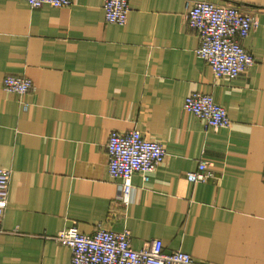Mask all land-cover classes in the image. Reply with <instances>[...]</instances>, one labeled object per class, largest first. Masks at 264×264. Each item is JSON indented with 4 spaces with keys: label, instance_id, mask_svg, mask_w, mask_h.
<instances>
[{
    "label": "crops",
    "instance_id": "crops-1",
    "mask_svg": "<svg viewBox=\"0 0 264 264\" xmlns=\"http://www.w3.org/2000/svg\"><path fill=\"white\" fill-rule=\"evenodd\" d=\"M70 1L0 0V168L11 174L0 264H69V247L46 236L72 225L127 228L133 248L160 238L203 264H264V0H209L257 18L240 40L256 62L234 78L196 54L193 0H128L124 24L105 20L104 0ZM7 74L32 80L26 110ZM192 91L211 94L231 125L207 128L185 110ZM114 129L166 150L147 180L133 173L128 204L107 169ZM201 159L212 176L188 180Z\"/></svg>",
    "mask_w": 264,
    "mask_h": 264
},
{
    "label": "built area",
    "instance_id": "built-area-1",
    "mask_svg": "<svg viewBox=\"0 0 264 264\" xmlns=\"http://www.w3.org/2000/svg\"><path fill=\"white\" fill-rule=\"evenodd\" d=\"M31 7L65 6L70 0H22ZM105 20L124 24L131 9L128 0H104ZM188 26L198 34L196 54L211 68L215 78H234L256 62L255 56L246 51L240 40L247 37L257 25L254 14L245 13L232 3L209 0L186 2L184 14ZM3 88L16 92L22 110L29 103L24 95L34 88L32 80L25 76L7 74L2 80ZM185 110L194 113L205 122V127L230 126L231 120L220 104L209 93L190 92L184 100ZM107 169L111 177L119 178L116 200L128 204L133 197L132 175L140 172L145 180L161 165L166 157L164 144L144 136L138 129L111 130L106 141ZM208 162L199 160L195 170L185 172L188 180L204 182L212 175ZM11 174L0 168V218L8 205ZM70 249L69 264H203L180 249L163 250L160 238H152L140 248L130 244L127 228L114 230L97 227L92 233L79 231L72 225L46 236Z\"/></svg>",
    "mask_w": 264,
    "mask_h": 264
}]
</instances>
